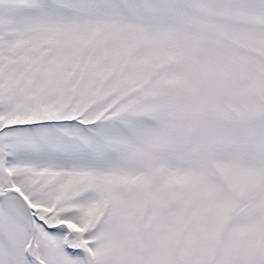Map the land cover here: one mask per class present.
Returning <instances> with one entry per match:
<instances>
[{"label": "snow or ice", "instance_id": "snow-or-ice-1", "mask_svg": "<svg viewBox=\"0 0 264 264\" xmlns=\"http://www.w3.org/2000/svg\"><path fill=\"white\" fill-rule=\"evenodd\" d=\"M0 264H264V0H0Z\"/></svg>", "mask_w": 264, "mask_h": 264}]
</instances>
